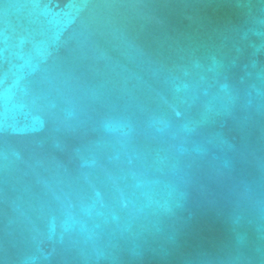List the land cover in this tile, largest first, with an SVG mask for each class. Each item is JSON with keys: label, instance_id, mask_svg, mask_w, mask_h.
<instances>
[{"label": "water", "instance_id": "95a60500", "mask_svg": "<svg viewBox=\"0 0 264 264\" xmlns=\"http://www.w3.org/2000/svg\"><path fill=\"white\" fill-rule=\"evenodd\" d=\"M0 264H264V0H0Z\"/></svg>", "mask_w": 264, "mask_h": 264}]
</instances>
